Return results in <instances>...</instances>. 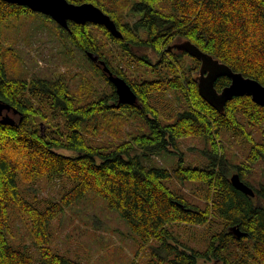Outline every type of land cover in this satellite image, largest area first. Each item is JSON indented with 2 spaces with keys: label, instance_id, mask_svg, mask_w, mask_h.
<instances>
[{
  "label": "trees",
  "instance_id": "16d2710c",
  "mask_svg": "<svg viewBox=\"0 0 264 264\" xmlns=\"http://www.w3.org/2000/svg\"><path fill=\"white\" fill-rule=\"evenodd\" d=\"M70 1L100 6L122 33L116 37L96 23L58 24L61 36L84 53L110 91L99 92L92 81L76 91L64 78L9 77V60L17 52L2 41L3 26L36 11L0 0V98L16 119L14 125L0 122V264H83L53 249L51 224L90 192L119 211L140 247L148 248L145 264H264V184L253 187L250 196L231 182L232 171L243 180L264 160V106L242 95L218 110L199 91L201 60L170 48L190 40L264 84V0ZM117 55L126 68L136 72L144 66L157 77L132 81L124 65L115 64ZM101 60L129 82L138 96L135 104L119 102ZM230 82L224 75L215 85L221 91ZM165 98L178 108L172 122H163L152 103ZM226 132L247 143L245 157L224 143ZM189 138L204 141L208 162L203 166H184L183 159L171 169L144 163L143 157ZM135 148L141 155L133 154ZM65 177L73 186L43 207L20 190L19 179L60 182ZM170 179L197 187L185 195L166 183ZM13 206L29 221L38 257L11 243ZM172 224L220 228L201 249V242H173Z\"/></svg>",
  "mask_w": 264,
  "mask_h": 264
},
{
  "label": "rangeland",
  "instance_id": "374dc122",
  "mask_svg": "<svg viewBox=\"0 0 264 264\" xmlns=\"http://www.w3.org/2000/svg\"><path fill=\"white\" fill-rule=\"evenodd\" d=\"M2 41L13 47L17 54L11 57L12 68L8 75L11 78H64L73 90L88 82L96 84L99 92L110 91L106 80L97 75L90 60L84 53L73 46L59 31L58 23L48 15L40 12L24 13L20 18L12 19L3 26ZM124 65L126 73L132 81L154 79L157 76L140 66L138 71L126 68L124 61L117 55L115 64ZM200 73V72H199ZM88 97V100L94 99ZM160 111L163 122H172L175 118L174 105L169 101H152ZM60 120L59 116L55 117ZM46 130V127H44ZM259 130L256 137L259 138ZM225 134V133H224ZM224 143L231 152H237L245 157L248 145L237 136L226 132ZM205 143L200 138H189L181 142L177 148L170 147L167 151L157 155L143 157L144 163L152 167L165 166L169 169L179 165L183 159L184 166H203L208 162L203 150ZM133 154L141 155V150L135 148ZM238 173L236 170L232 174ZM251 175L243 179L253 188L264 184V160L258 162L251 171ZM230 175V176H231ZM64 181L40 179L35 183L24 182L19 179L21 193L29 200L36 201L40 207L50 199H56L65 190L73 186L72 180ZM166 183L179 193L188 195L193 193L192 188L197 186L186 181L180 183L175 179ZM34 188V189H33ZM254 189V188H253ZM11 243L24 250H29L35 257L39 252L33 244L29 221L16 206L11 207ZM175 232V239L192 244L202 243L201 249L206 246V240L213 230L220 226L209 227L206 231L201 226H184L172 224L169 226ZM53 249L78 259L83 264H145L148 258V248L140 247L138 236L130 229L127 221L119 211L110 208L107 200L93 192L86 194L75 205L67 208L63 214L53 220ZM157 243L156 241L154 242ZM181 246V244H179ZM201 264H219L213 260H201Z\"/></svg>",
  "mask_w": 264,
  "mask_h": 264
},
{
  "label": "water",
  "instance_id": "95a60500",
  "mask_svg": "<svg viewBox=\"0 0 264 264\" xmlns=\"http://www.w3.org/2000/svg\"><path fill=\"white\" fill-rule=\"evenodd\" d=\"M20 5H25L33 11L40 12L53 18L59 25L68 28L70 22L78 24L96 23L108 28L116 37H122L116 21L100 6L93 2L75 3L70 0H5ZM185 50L201 60L198 87L201 95L220 111L225 109L226 103L234 96L249 95L252 99L264 106V84L257 79L247 77L242 72L233 70L226 63L221 62L213 55L203 51L190 40L175 43L170 48ZM97 60V56H92ZM109 80L115 86L119 102L135 104L138 100L137 93L129 82L113 73L105 61H100ZM228 76L230 84L219 91L215 85L220 76ZM12 106L0 98V122L4 124L16 123V119L10 114ZM14 112L18 110L14 108ZM233 185L243 193L255 196L254 189L244 182L238 173L231 176Z\"/></svg>",
  "mask_w": 264,
  "mask_h": 264
}]
</instances>
